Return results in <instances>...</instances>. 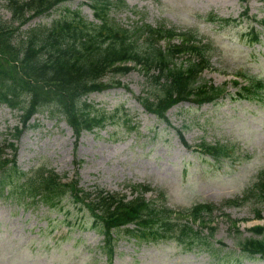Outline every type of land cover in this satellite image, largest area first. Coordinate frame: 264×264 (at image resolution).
<instances>
[{
    "label": "rangeland",
    "instance_id": "obj_1",
    "mask_svg": "<svg viewBox=\"0 0 264 264\" xmlns=\"http://www.w3.org/2000/svg\"><path fill=\"white\" fill-rule=\"evenodd\" d=\"M94 2L66 0L29 21L12 42L24 38L30 27L48 28L68 11H77L86 21L96 22L91 7ZM245 6L249 14L264 17V0H126V6H111L108 15L123 27L143 21L196 32L202 42L211 44L210 65L201 77L208 83L227 82V92L233 94L236 87L231 80L237 72L254 74L264 81V44L250 45L243 36L248 22L259 25L251 17H244L239 24L221 27L200 15L213 12L238 18ZM10 19L6 0H0V20ZM101 80L109 85L83 95L81 100L93 109L113 114L114 122L83 130L78 137L63 117L50 114L49 109L61 107L50 98V104L36 113L29 127L14 139L10 133L20 125L21 111L0 103L4 156L11 157L12 149L7 144L14 141L16 163L28 174L45 167L66 180L78 178V186L94 193L101 188L127 197L134 195L130 184H149L155 190L145 195L154 198L158 190H163L164 202L171 208L199 202L219 206L211 222L218 256L198 247L185 251L172 240L136 242L123 227L115 235L111 264H264V257L243 254L237 244L253 235L251 226L264 223V201L247 193L256 175L264 170V90L261 99L254 100L226 94L201 105L181 101L167 110L166 122L138 101V95L153 97L158 86L138 67L126 73L109 71ZM179 132L189 144L202 140L227 144L232 155L215 161L206 153L186 148ZM244 195L247 197L238 204L223 203ZM233 219L238 230L232 226ZM203 233L207 234L208 228L204 227ZM103 238L92 225L89 209L69 197L49 208L40 202L26 207L0 196V264H109L101 248Z\"/></svg>",
    "mask_w": 264,
    "mask_h": 264
},
{
    "label": "trees",
    "instance_id": "obj_2",
    "mask_svg": "<svg viewBox=\"0 0 264 264\" xmlns=\"http://www.w3.org/2000/svg\"><path fill=\"white\" fill-rule=\"evenodd\" d=\"M64 1L6 0L11 19L9 22L0 20V102L21 111V124L14 126L12 137L19 138L29 126L30 118L50 104V98L61 105L54 106L55 110L49 109L50 114L63 117L76 137L83 130L103 128L113 123V114L93 109L81 97L107 87L109 84L101 80L107 72L130 71L132 66L123 63L128 60L138 63L140 70L158 85L153 97L138 95L137 98L147 111L163 121L168 122L167 110L180 101L200 105L215 102L227 93L226 82L208 83L201 77L203 69L210 65V42H202L192 30L177 31L143 21L131 28L123 27L108 14L111 6L126 5L125 0H95L92 8L96 22L86 21L77 11H68V14L54 19L48 28L30 27L24 38L12 42L14 35L20 33L31 18L48 13L49 9ZM248 9L245 6L241 13L243 18L241 15L238 18L223 17L213 12L201 14V17L221 27L239 24L244 17H251L263 28L248 23L243 36L250 45L264 44V17L249 16ZM174 38L179 41L172 42ZM163 40L167 42L165 45L161 43ZM181 54L187 57L179 60ZM236 75L243 82L231 81L236 91L229 94L230 97L261 99L262 78L242 71ZM179 136L188 149L206 153L215 161L232 155L227 144L204 140L189 144L181 132ZM8 147L12 149L11 157H5L4 147L0 146V196L12 198L18 205L26 207L41 202L52 208L64 197L81 202L89 209L93 227L104 236L101 248L109 264L115 235L123 227L136 242L172 240L185 251L198 247L218 256L219 245L212 242L215 226L211 221L213 211L219 206L199 202L188 207L171 208L164 202L163 190H158L154 198H146L144 192L155 189L141 183L130 184L136 193L131 198L101 188L94 193L78 186V178L63 181L53 169L38 167L30 174L26 173L16 163L15 143L8 142ZM247 193L264 201V170L256 175ZM246 197L228 198L223 203L238 204ZM256 212L259 217V211ZM231 221L238 230L236 221ZM204 227L208 228L207 234L203 233ZM251 231L255 236L238 241L240 252L264 257V224L252 226Z\"/></svg>",
    "mask_w": 264,
    "mask_h": 264
}]
</instances>
